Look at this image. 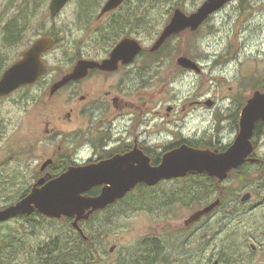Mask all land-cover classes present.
<instances>
[{
	"label": "flooded vegetation",
	"instance_id": "obj_1",
	"mask_svg": "<svg viewBox=\"0 0 264 264\" xmlns=\"http://www.w3.org/2000/svg\"><path fill=\"white\" fill-rule=\"evenodd\" d=\"M73 1L69 0L58 15ZM108 1H96L93 8L83 11L82 6L86 1L81 0L79 9L76 11V25L82 32L80 42L85 41L88 47L96 52L82 53L80 47L73 58L74 66L81 60L103 62L109 59L115 47L125 39L136 40L142 47L132 61L129 63L120 61L118 69L114 71L91 69L86 77L72 80L55 93H51L52 86L73 69L59 76L54 75L46 58L58 46L61 38L59 34L57 36V33L41 35V37H53L56 40L55 46L42 55L43 60L49 66L48 74L34 85L23 86L11 94L40 87L48 91V99L53 100L73 89L68 95L69 98L64 101V106L68 107V111L59 115H51L49 119L44 120L47 127L45 130L47 137L44 138V143L49 149V156L43 162L37 182L31 188H34L42 178L46 179V183L71 168L98 165L117 156L135 154L143 159L147 158L152 167H157L165 155L184 145L210 150L214 153H223L233 145L240 133L242 109L247 101L239 104L235 110H232L231 106L227 107L230 113L226 117L232 119L236 130V137L232 142L226 143L215 137L210 139L194 131L186 135L182 130L183 127L180 128L181 125H177L176 122L172 125V122L173 118L187 109V105L176 106L163 101L160 97L162 90L156 81L162 76L166 65L171 64L170 55L181 34L198 32L218 18L234 2L242 5L244 0H227L224 3H221L222 0H217L216 4H221L220 7L209 13L196 29L187 26L170 35L157 50L153 48L177 13L189 18L209 0H203L197 7L191 9L182 6L178 0H125L117 8L104 12ZM172 3L174 5L170 8ZM9 26L6 23L0 26V78L10 65L23 57L27 48L41 38L33 39L21 51L18 58L8 61L9 58L5 55L6 50L9 51L10 48L26 39L27 29L30 27L23 26L20 27L19 33L17 31L11 33V30H8ZM156 27L157 31L146 34V28ZM87 33H90L88 37ZM192 45L195 48V44ZM196 52V50L190 53L186 51L177 57L179 65V59L186 57L198 67L186 68L181 65L184 71L201 70L202 65L200 58L195 56ZM96 82L106 84L100 93L91 89L86 93L78 94L84 90V84ZM208 102L209 100L200 98L192 100L189 105L196 108L202 107L204 111L213 113L218 103L212 100V106ZM67 126L75 127L67 131L65 128ZM95 132L100 136L92 140L90 135ZM251 144L252 152L241 165L229 171L224 179L205 172L201 173L207 182V185L203 186L204 198L206 197L203 207L217 200L219 203L210 212L192 223H187L188 219H186L185 227L180 226L179 228L176 218L173 217L174 210L171 208L177 202L170 199L174 198V194H166L168 199H160L159 194L157 200H143L140 198L141 195L134 194V192L138 193L139 188L158 189L162 182L179 178L163 180L153 186L146 183L137 184L124 197L110 203L105 208L93 211L87 218H82L79 221V227L83 232L77 231L84 241L79 240L77 243L74 264H99L102 259L100 255L104 251L95 236L87 235L81 224L101 218L100 220L109 221L110 225L115 223L119 215L126 214L129 207L146 210L149 215H157L156 222L148 226L142 238L126 248L120 249L118 243L112 244L108 253L109 264H225L227 259H230L233 264H240L242 260V264H264V229H261V234H258L259 238L257 236L255 238L259 245L255 240L247 244L245 242L246 248L240 244L241 250L246 251V254L241 253L240 248H237L239 242L235 241L237 233L241 231L243 218L252 217L258 208L264 207L263 121L256 123ZM129 164L137 167L139 162L132 160ZM190 175L196 174H188L183 178ZM230 180L236 187L233 184L226 185ZM105 187V184L95 185L84 195L99 196ZM259 195L261 200H258ZM89 211L86 210L85 215ZM61 219L71 221L73 225L76 217L63 216ZM199 223L201 231H197V228L187 233ZM193 235H201V244H198L195 255L190 251ZM103 246L107 245L103 244Z\"/></svg>",
	"mask_w": 264,
	"mask_h": 264
},
{
	"label": "rangeland",
	"instance_id": "obj_2",
	"mask_svg": "<svg viewBox=\"0 0 264 264\" xmlns=\"http://www.w3.org/2000/svg\"><path fill=\"white\" fill-rule=\"evenodd\" d=\"M23 1L0 0V26L17 12V6ZM50 1L41 0L40 7L34 6V2H31L34 6L31 9H36V12L30 16L31 23L27 29L26 39L10 48L9 51L6 50L5 55L10 59L8 61H13L33 39L41 35L57 33L61 42L48 54L46 60L54 75L59 76L73 69V58L80 47L82 53L93 54L96 50L89 48L85 41L80 42L82 32L76 25V11L79 9L81 0L71 2L56 17L50 16ZM178 1L185 8L191 9L197 7L203 0ZM172 5L174 3L169 7L171 8ZM91 7L82 8V10H89ZM154 30L157 31V27L146 28L145 31L149 35ZM89 34L87 33V37ZM174 47L170 55L171 64L166 65L162 76L156 81L162 90L160 97L163 101L176 106L187 105L185 111L173 118L172 125L175 122L181 125L180 128L183 127L182 130L186 135L194 131L210 139L215 137L226 143L232 142L236 137V130L232 119L226 117L230 113L227 107L231 106L232 110L237 109L239 104L246 103L255 90L264 87V0H244L242 5L234 2L218 18L198 32L181 34ZM194 49L197 51L196 58H200L201 70L184 71V67L179 65L176 59L186 51L195 52ZM104 87L106 84L102 82L86 83L83 85L84 90L78 94L86 93L91 89L100 93ZM72 91L73 89L49 100L48 91L35 87L0 98V209L22 198L23 194L31 190L30 187L37 182L40 168L49 156V149L44 143V138L47 137L44 120L49 119L51 115L68 111L64 101L69 98L68 95ZM200 98L211 102L214 100L218 103V107L212 113L204 111L202 107L196 108L189 105L192 100ZM74 127L65 128L70 131ZM90 136L92 140H96L100 134L95 132ZM191 182H194L192 177L182 181H165L156 190L148 191L145 188H139L138 193L134 192V194L141 195L140 198L143 200L157 198L159 194L160 199H168L166 194H174V198L170 199L177 202L171 208L174 210L173 217L176 218L179 228L185 227V220L201 209L206 199L204 192L201 193V191L195 192L201 198L203 197L197 201L192 200V195L184 194L188 192V189L190 190L188 184ZM227 184L234 186L232 180ZM191 187L194 191L193 186ZM260 198L259 195L258 200H261ZM156 218L157 215H149L146 210L129 207L126 214L119 215L115 223L110 225L109 221L96 218L88 223H82L81 226L87 235L93 234L102 245L101 249L104 251L100 255L102 259L99 264H109L108 253L112 244L118 243L120 249L133 244L145 235L148 226L156 222ZM58 220L60 221L55 225L56 228L54 224L42 221L32 232V229L23 227L24 222L17 218L0 226V232L3 234L11 228H18L21 235L26 237L28 246L34 248L39 243L47 242L51 235L58 232L56 229H63L66 221L61 218ZM160 221L163 222V220ZM197 228V231H201L200 223L187 233ZM261 229H264V207L258 208L252 217L247 216L242 220L241 231L235 237V241L239 242L237 248H240L242 254H246V251L241 250V245L246 248L247 242L255 240L256 236L261 234ZM192 239L190 251L195 255L198 244H201V235H193ZM103 244L107 246L104 247ZM256 244L259 245L257 241ZM15 262V264H26V255L21 254ZM231 263V260L227 259L225 264Z\"/></svg>",
	"mask_w": 264,
	"mask_h": 264
},
{
	"label": "water",
	"instance_id": "obj_3",
	"mask_svg": "<svg viewBox=\"0 0 264 264\" xmlns=\"http://www.w3.org/2000/svg\"><path fill=\"white\" fill-rule=\"evenodd\" d=\"M124 1L109 0L104 7V12L117 8ZM226 1L222 0L221 3ZM68 2L69 0H51L49 5L51 17H56ZM216 2L217 0H209L189 18L177 13L153 50H157L170 35L187 26L196 29L209 13L220 7L221 4H216ZM55 44L56 40L53 37H41L27 48L23 57L10 65L2 74L0 98L11 95L23 86L34 85L47 75L49 66L43 60L42 55L51 50ZM141 49L138 41L125 39L115 47L111 57L103 62L81 60L72 71L65 74L52 86L51 93H55L72 80L86 77L91 69L114 71L118 69L120 61L129 63ZM179 63L186 68H198L186 57L180 58ZM208 104L212 105L213 103L209 101ZM258 121L264 122V91L261 90H256L242 109L240 133L226 152L214 153L210 150L184 145L165 155L157 167H152L147 158L143 159V157L132 154L117 156L98 165L71 168L46 183L45 178L40 179L28 195L15 204L0 209V223L38 211L47 217L56 219L63 216H75L76 220L73 226L83 232L79 227V221L82 218H87L93 211L105 208L110 203L124 197L137 184L146 183L153 186L165 179L204 172L224 179L229 171L241 165L252 152L251 137ZM132 160H137L139 165L137 167L130 165L129 162ZM98 184L106 185L99 196L84 195L85 192ZM39 185L42 186L39 187ZM218 203L219 200L197 210L190 216L187 223L200 219ZM86 210L90 211L85 215Z\"/></svg>",
	"mask_w": 264,
	"mask_h": 264
},
{
	"label": "trees",
	"instance_id": "obj_4",
	"mask_svg": "<svg viewBox=\"0 0 264 264\" xmlns=\"http://www.w3.org/2000/svg\"><path fill=\"white\" fill-rule=\"evenodd\" d=\"M32 1L34 2V6L40 7L41 0H24L21 5L17 6V12L7 20L6 24L10 25L8 30H11V33H15V31L19 33L20 27L30 26V16L36 12V9H31L34 7L31 5ZM85 1L86 2L82 6L83 9H87L89 6H92L93 8L94 2L100 0ZM17 26L19 27L18 29ZM257 90L264 91V87ZM189 177H192L194 182L188 184L190 190L188 189V192L184 194L190 196L192 195L191 198L193 197V201L201 200L203 197L201 198L195 192H204L203 186L207 185L204 175L197 173L196 175H190ZM175 180L182 181L186 180V178H179ZM191 186H193L194 191L191 189ZM145 190L151 191L156 190V188H145ZM30 191L31 190L29 189L26 193H24L22 198L25 197ZM20 199L15 200L12 204L16 203ZM151 200H157V198H152ZM17 218L18 220H22L24 222L23 227L32 229V232L35 231L42 221H48L51 224H54V227L60 221L56 218H49L38 211L33 212L31 215H20ZM17 218H12L6 222H1L0 226ZM65 221L66 225L62 230L56 229L58 232H56L54 235H51L47 242L39 243L35 245L34 248L28 246L26 237L21 235L18 228H11L10 231L3 234L0 232V264H15L16 259L19 258L21 254L26 255V264H74L76 246H78L77 243L79 240H83V238L79 236L77 230L73 228L70 221ZM27 251L29 252L27 253Z\"/></svg>",
	"mask_w": 264,
	"mask_h": 264
}]
</instances>
